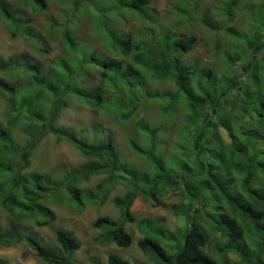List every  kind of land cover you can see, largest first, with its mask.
<instances>
[{
  "label": "trees",
  "instance_id": "trees-1",
  "mask_svg": "<svg viewBox=\"0 0 264 264\" xmlns=\"http://www.w3.org/2000/svg\"><path fill=\"white\" fill-rule=\"evenodd\" d=\"M50 1L0 0V20L9 37H22L37 53L49 54L34 18ZM199 1L178 0L168 17L180 19L185 29L203 26L217 39L226 37L227 73L216 75L196 62L185 64L182 59L196 46V36L181 29L177 33L164 18L157 24L152 0L74 1L61 27L55 23L47 31L58 32L72 61L45 64L27 53L0 56V97L6 101L0 121V205L5 210L47 226L55 216L43 201L81 212L86 206H103L121 186L123 194L110 199L119 211L117 218L102 214L91 223L99 231V245L128 248L132 236L125 226L135 224L142 235L137 246L154 264H220L218 252L226 264L228 253L242 263L255 259L254 264H264V0H222L204 9ZM111 10L137 16L145 24L143 37L117 27L120 16H108ZM238 11L250 15L244 30L231 22ZM81 14L92 19L106 54L81 45L74 32ZM92 74L96 81L86 87ZM153 79L172 81L174 92H150L148 82ZM70 98L118 120L130 119L136 138L129 136L128 147L142 166L117 153L110 133L98 142L77 128L59 125ZM153 101L163 103L160 113L166 115L177 102L186 105L182 157L172 164L165 163L157 149L163 124L132 117L142 104ZM47 135L57 143L69 142L86 162L58 180L22 173V163L28 165ZM98 175L105 176L94 189L83 185ZM167 193L187 201L171 206L175 216L185 217L183 229L170 231L158 219L132 216L137 198L159 207ZM15 241L30 246L45 264H75L74 253L81 246L64 229H55L53 245L0 229V247ZM106 264L132 263L111 253Z\"/></svg>",
  "mask_w": 264,
  "mask_h": 264
},
{
  "label": "rangeland",
  "instance_id": "rangeland-1",
  "mask_svg": "<svg viewBox=\"0 0 264 264\" xmlns=\"http://www.w3.org/2000/svg\"><path fill=\"white\" fill-rule=\"evenodd\" d=\"M64 1H66L64 3ZM53 0L49 2L47 10L34 18L35 28L40 29L41 36L46 40V48L50 50L49 54L37 53L34 46L29 45L22 37L11 39L4 27L3 22L0 20V56L8 57L18 53H27L35 59L40 61L45 60L54 62L59 59L65 58L68 62L72 61L70 53L61 47L60 35L56 30L52 34L47 31L50 30L49 26L59 23V26L64 23L69 11V7L74 8L73 2L76 0ZM85 1V0H81ZM110 1V0H109ZM114 1V0H111ZM178 0H152L151 10L155 15V21L160 23L161 18H164L170 26L169 28H176L196 36V46L183 57V62L187 65L197 63L201 67H209L216 75L223 74L226 71V62L224 59L223 48L230 44L226 37L221 36L217 39L210 30L203 26L190 27L185 29L182 21L178 18L173 19L168 17L172 5L174 6ZM222 0H200L203 7H217ZM195 6V5H194ZM96 13L101 15L98 9ZM108 16H120L117 27L123 32H131L137 36L143 37L145 24L134 15H129L125 11L111 10L108 11ZM123 14V15H122ZM127 14V15H126ZM71 11L68 17H71ZM247 11L235 12L231 22L233 26L244 30L246 28V19L249 18ZM245 27V28H244ZM75 35L78 37L81 45L91 47L97 52L106 54L107 48L102 44L101 38L95 35L92 19H89L87 14L79 16L76 25L74 26ZM146 32V31H145ZM178 35V34H176ZM219 45V47L216 46ZM199 74L197 77H200ZM16 79V77L14 78ZM96 81V74H92L87 81L84 82L86 87H90ZM153 81V82H152ZM152 93H173L174 85L172 81H159L156 79L148 82V88ZM108 101V100H107ZM169 105V103H165ZM185 106L183 102H177L174 107L166 114H161L163 103L155 101L149 104H142L138 111L132 117L135 120L145 117L149 121H160L163 124L164 132L160 137V149L157 148L164 158V162L172 164L175 159L182 157L180 151V130L181 123L185 115ZM6 109V101L0 97V121ZM129 120H118L104 113L101 109L84 105L76 98H70L68 108L62 111L59 118V125L77 128L87 134L90 140L96 137L99 142L103 138V134L110 133L114 140L117 153L126 159L128 162L135 163L142 166V163L137 159L129 150L128 141L129 136L136 138L133 131L134 128L129 123ZM86 158L78 154L75 147L69 142L62 141L57 143L55 137L47 135L38 148L35 150L32 157L29 159L28 165L22 168V173L32 174L38 173L46 176L49 180H58L72 169L78 168L86 162ZM20 166L21 162L18 164ZM19 167V166H18ZM105 175H98L90 178L83 185L85 187L94 189L97 182L102 181ZM124 192L121 186H117L109 197V200L101 207L96 205L86 206L81 212L77 209L71 208L64 203L54 201H43L44 206L49 208L54 214L55 218L47 226H37L35 219L18 217L15 214L9 213L0 205V229L6 234H11L17 238L32 237L33 239L40 240L45 245L55 244V229H64L72 233L81 243L79 250L74 253L75 264H94L99 262L106 264L107 256L115 253L130 263L154 264V261L145 256L137 246V241L142 238L141 233L136 228L135 224H127L125 229L132 236V243L128 248H119L115 245L101 246L95 238L99 231L91 227V223L98 215H109V217L116 219L119 211L112 205L110 199L115 196H120ZM54 200V199H52ZM187 202L180 194H169L162 200L159 207H153L148 202L137 198L130 211L132 216L136 219L152 218L158 219L162 224L174 231L176 229H183L185 226L184 216H175L171 210L172 205H179ZM262 239V238H261ZM259 240V239H258ZM251 245V244H250ZM253 251V249H252ZM215 258L220 264H226L224 259ZM218 258V260H217ZM0 261L5 264H45L39 260L33 249L24 242L15 241L9 246L0 247ZM255 259L250 262H241L239 257L235 254H227L228 264H254Z\"/></svg>",
  "mask_w": 264,
  "mask_h": 264
}]
</instances>
